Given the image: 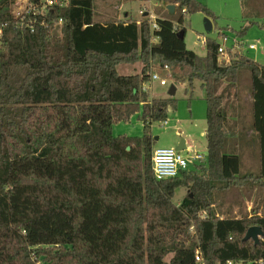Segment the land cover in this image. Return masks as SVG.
Returning <instances> with one entry per match:
<instances>
[{
    "label": "trees",
    "instance_id": "trees-1",
    "mask_svg": "<svg viewBox=\"0 0 264 264\" xmlns=\"http://www.w3.org/2000/svg\"><path fill=\"white\" fill-rule=\"evenodd\" d=\"M96 1L70 0L51 13L44 30L5 32L0 264H196L197 250L205 264H264V237L259 244L244 241L252 227L264 233V217L220 219L213 211L217 193L247 181L236 153L242 136L226 108L243 69L251 79L257 180L264 186V66L233 50L221 54L215 41H207L204 57L189 50L188 16H212L195 0H138L162 6L155 11V31L149 18L140 24L96 22ZM169 5L176 7L174 15ZM136 62L143 64L140 74L118 73L120 64ZM154 64L159 77L187 84L191 96L199 81L207 104L208 166L162 181L153 172L150 129L176 110L177 100L151 99L145 85ZM140 108L143 137L114 136V126L129 122ZM181 187L187 189L177 206L181 217L152 224L150 251L148 212L174 207Z\"/></svg>",
    "mask_w": 264,
    "mask_h": 264
},
{
    "label": "rangeland",
    "instance_id": "rangeland-1",
    "mask_svg": "<svg viewBox=\"0 0 264 264\" xmlns=\"http://www.w3.org/2000/svg\"><path fill=\"white\" fill-rule=\"evenodd\" d=\"M212 15L208 17L204 12L189 15L186 23L185 43L187 48L198 56L204 57L207 53L203 40L215 41L226 51L239 53L259 65L264 66V0H195ZM153 2H140L138 0H97L95 2V21L128 22L127 19L140 24L143 19L155 15L158 7ZM159 10V9H158ZM143 12V13H142ZM145 14L150 16L145 17ZM161 16L165 12H161ZM153 18H151L152 20ZM213 23V32L207 34L205 21ZM154 21V20H152ZM60 29L56 33L60 34ZM223 35L226 39L223 38ZM201 40V42H199ZM254 45L255 50L249 46ZM240 46V48H238ZM153 70V75L158 73V65ZM143 69L141 62L120 64L118 73L123 76L140 74ZM157 69V70H156ZM164 77V75H163ZM171 86L176 87V110H168L167 119L152 123L151 135L155 140L153 154L156 149H176L180 141L188 142V150L183 155L191 159L193 156L202 155L201 162L190 161L189 171H195L198 166H208V151L205 132L207 129V104L205 93L199 81L194 82L191 96L187 93V84L176 85L169 81L163 87L159 81L151 80L145 85L149 90L151 99H166ZM237 93V99L234 94ZM251 79L248 69H243L239 76L237 90L231 92V99L226 98L228 117L237 123L236 132L242 136L240 146L236 149L241 157V176L247 181L239 188L220 191L215 195L214 213L217 218L252 219L264 217V186L258 182L259 175V142L253 132V112L251 99ZM236 107H232V106ZM239 107V109L237 108ZM143 108L135 114L129 122L116 124L113 129L114 136L143 137L144 124L142 122ZM167 121V125L164 122ZM232 123V124H233ZM239 136V137H240ZM237 137V136H235ZM158 138V140H156ZM237 140V139H235ZM233 150V146L231 148ZM187 189L181 187L176 191L174 207L166 210L148 212L146 237L150 251L152 249V224L160 220L179 219L178 204L183 200ZM170 258L167 259L169 261ZM35 264H40L37 260Z\"/></svg>",
    "mask_w": 264,
    "mask_h": 264
},
{
    "label": "built area",
    "instance_id": "built-area-1",
    "mask_svg": "<svg viewBox=\"0 0 264 264\" xmlns=\"http://www.w3.org/2000/svg\"><path fill=\"white\" fill-rule=\"evenodd\" d=\"M69 5L70 0H0V55L4 50V36L8 28L13 27L15 30L30 33L44 30L48 27L47 19H49L51 13L56 9L67 8ZM2 13L6 15L7 19H1ZM184 14H186L185 11ZM150 17L154 20L152 21L149 18L151 20V30H158L159 27L156 23L157 17L154 15ZM62 24L63 20L57 22L55 32L57 29H60ZM153 41L156 43L157 39ZM203 42L205 44L207 43L206 40H203ZM249 49L255 50L256 47L250 45ZM219 52L223 54L226 50L221 47ZM165 69L167 70L168 67L166 66ZM151 80L159 81L163 87L168 85V81L159 77L158 74L152 75ZM164 125H167V121L164 122ZM203 160L204 157L202 155H196L188 159L182 152L174 149H156L153 154V172L155 178L159 181L173 179L179 177L182 172L189 170L190 161L198 163ZM200 217L205 219L207 218V214L201 213ZM195 260L196 264H205L200 250L196 251ZM228 264L237 263L229 262Z\"/></svg>",
    "mask_w": 264,
    "mask_h": 264
},
{
    "label": "water",
    "instance_id": "water-1",
    "mask_svg": "<svg viewBox=\"0 0 264 264\" xmlns=\"http://www.w3.org/2000/svg\"><path fill=\"white\" fill-rule=\"evenodd\" d=\"M166 9L171 15L175 14L176 7L174 5H169V6H167ZM148 16H149V14H145V17H148ZM213 30H214V28H213L212 21L207 19L205 21L206 33L210 34L213 32ZM178 37L180 40H184V37H185L184 31L179 32ZM175 95H176V87L171 86L170 91H169V96L174 97ZM156 140H158V138ZM128 150H130V149L128 148ZM175 150L178 152L186 151L187 150L186 141H184V140L180 141V143L178 144V146ZM263 237H264V233L260 227H252L248 230V232L244 238V241L252 240L253 242H255V244H259L260 241L263 239Z\"/></svg>",
    "mask_w": 264,
    "mask_h": 264
},
{
    "label": "crops",
    "instance_id": "crops-1",
    "mask_svg": "<svg viewBox=\"0 0 264 264\" xmlns=\"http://www.w3.org/2000/svg\"><path fill=\"white\" fill-rule=\"evenodd\" d=\"M156 5H157V4H156ZM157 7H158V8H161L162 6H161V5H157ZM176 92H177V91H176ZM205 133H206V132H205ZM186 148H187V150H188V142H187V141H186ZM187 150H186V151H187ZM186 194H187V191H186ZM186 194H185V196H186ZM185 196H184V197H185ZM184 197H183V198H184Z\"/></svg>",
    "mask_w": 264,
    "mask_h": 264
}]
</instances>
